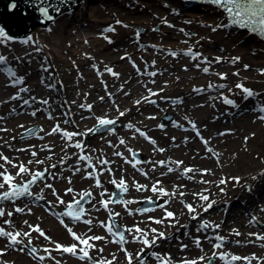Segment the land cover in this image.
<instances>
[{
	"label": "rangeland",
	"instance_id": "374dc122",
	"mask_svg": "<svg viewBox=\"0 0 264 264\" xmlns=\"http://www.w3.org/2000/svg\"><path fill=\"white\" fill-rule=\"evenodd\" d=\"M92 7L94 9H91ZM87 8L91 9L88 10L90 14L91 12L94 14L97 11H103V21L98 23L80 22L82 30L89 32L87 35H96L101 34L103 29L108 26H112L115 28L114 32L103 33L111 39V43L103 39V42L96 44V42L91 41L93 38H90L87 39L88 43L80 41L77 44L69 45L70 42L61 41L60 38L51 36V41L54 43L52 47L56 52L55 57L50 54L48 48L41 49V47L35 46L41 51L36 53L29 62L12 58L13 63L8 62L5 65H0V67H10L17 72L18 76L24 77L23 85L13 86L16 94L19 87L29 89L28 92L19 94L22 99L1 106L0 129L7 131H0V133L16 139V142H19V145L17 144L19 147L23 145L34 147L31 146L26 151L16 150L17 152L14 154L8 155L12 157L13 163L22 162L32 171L48 169L46 178L32 188L33 196L17 199L15 204L11 201L0 204L6 212L13 211L12 217L5 215V217L0 218V227L10 231H29L27 225L23 223L28 221L32 225L39 224L44 229L46 228L44 224L46 220H42V215H50L55 220V225L64 229L57 218L48 211L47 202L51 201L55 205L52 209L55 212L63 211L65 205H59L56 197L52 195V190L45 188L44 184H52L61 198L67 199V201H71L73 196L78 199L77 194L82 191H91V203L86 206L88 215L84 217V219L93 220L92 232L88 234L106 236L108 239L95 242L97 249L101 247L104 249L103 253L92 250L90 255L96 259L113 260L112 254L115 253L113 264H127L125 254L119 251L120 246L112 243L113 238L108 236L104 228L99 225V221H107L108 212L97 203L101 199L99 195L101 191L107 190L109 194L112 193L114 185L110 183V180L119 181L123 177L128 184V192L124 200L134 202L128 204L127 208L118 203L110 204L114 207L111 211L120 213V216L115 218L116 223L122 227H131L135 224L141 228L154 227L171 237L158 241V246L146 249V252L168 253L174 264H178L184 258L197 259L200 256H205L206 259L202 262L205 264L207 257L212 255V244L218 242L214 238L205 239V236L212 238L219 234L226 237V248L223 251L242 257H251L255 254L258 258H264V247L261 246L264 245V241L249 236V233L264 234V210H262L264 209V175H261V172L264 171V121L257 118L261 113L255 110L264 103V74L261 71L264 70V42L241 43L240 40H245L247 32L235 36L226 19V14L219 13L220 10L215 7H213L214 10H211L175 0H110ZM67 20L68 18L60 21L56 19L51 28L57 24L61 25ZM117 20L123 23L118 25L116 24ZM164 20L167 21V24L163 22ZM224 23H228V27H221L215 32L212 31V27ZM169 24L172 27H169ZM75 26L68 28V31L71 32L70 37L77 41V38L80 37H78L77 32L73 33L77 30ZM153 29L157 30L154 31ZM180 29L184 31L181 32ZM46 30L42 28V33L48 34ZM137 30L140 31L139 38L135 35ZM185 33L190 35H185ZM6 43L15 44L14 47L16 48V41L12 40ZM1 48H4L3 44H0V50ZM189 48L202 53L204 57H208L212 61L209 73L202 71V68L208 65L201 63L198 69L195 65L199 61L192 60L183 54ZM67 49L74 54L83 50L86 54L75 56L72 59L71 54L65 52ZM169 51H175L178 55L173 57ZM159 54L161 57L155 59L154 56ZM217 56L224 58L222 62L216 63L214 61L213 58ZM121 57L127 58L121 59ZM231 57H240V60L232 64L229 61ZM153 61H155L154 65ZM68 64H73V66L70 67ZM93 65L96 67L94 68ZM184 65L190 69L185 70ZM245 65L249 67L245 69ZM105 66L111 67L114 72L119 73V76L116 77L106 72ZM45 67L48 69L47 71L43 70ZM96 69H99L102 75H98ZM86 71L91 73V77L83 73ZM149 72L158 73L155 76H150L146 74ZM174 72L183 73L184 76L187 73L194 74L182 78L181 82L177 81L178 77L173 75ZM236 72L239 75H234ZM216 73L226 74V79H221ZM134 78L136 80L131 81ZM6 79L8 84H12L11 79L14 78L10 79L6 73L0 72V84ZM168 81H177V83H173L166 90L157 93V90L163 86L162 84ZM183 83H191L195 85V89H202V91L197 92L193 89L187 91L188 87H183ZM238 83H242L255 93H259V96H253L252 101L249 100L245 106L247 108L242 111V113L250 112L253 114L256 119L253 121L258 122L256 127L239 128L245 117L235 114L232 105L223 103L222 95L232 99L234 105L244 104L247 99L244 98V93L235 87ZM49 84L55 85V87L50 88L48 87ZM209 84L214 87L209 88ZM219 85H224V87H217ZM5 89L6 86L0 88L1 98L3 96L1 91L9 92ZM149 89L157 95H151ZM84 90L85 92H83ZM143 94L151 95L148 98L155 103L137 98ZM32 97L36 99L32 100ZM101 97L104 99L101 100ZM23 99H29L30 103L24 105ZM37 99H47L49 103L47 105L36 103ZM137 100L141 101L139 105L135 103ZM11 104H15L13 109L16 110V120L6 119L7 114H9L7 112L10 110L8 107ZM81 104L86 107L81 108ZM129 104L132 105L129 106ZM87 105L92 106L91 110L87 108ZM117 108L119 111H123L125 115L121 117ZM23 110L24 112L20 113ZM4 111L7 112L3 113ZM32 111H36V116L31 115ZM250 113L243 115H251ZM50 115L54 119H49ZM170 115H173L172 122H167L166 119ZM97 117L117 119L121 125L112 131L92 135L88 141L84 139V135L75 136L71 142H66L59 133L47 134L56 124L69 132L84 133L97 125ZM150 117H154V119ZM65 120L68 123H65ZM191 122L196 124L201 136L209 141L207 146L202 143L201 138L192 129ZM129 123L155 140V146L136 133L134 129L127 128L126 125ZM20 125L24 127L21 128ZM159 125H164V127L161 128ZM32 128H37L34 134L23 136L25 131ZM41 128L43 129L42 132L39 131ZM259 129L263 131L259 132ZM214 132H219V134L213 137ZM220 133L226 134L221 136ZM41 136L43 139L39 138ZM103 136H110V139L102 143L100 139ZM245 137L248 138L246 142ZM120 139L125 140L124 145L119 144ZM76 141L89 146L84 152L85 154L90 153L92 162L96 164L98 171L104 165L97 164V157H103L110 161V164L104 167H110L112 173L106 172V178L102 180V188L94 186V179L85 178L83 171L85 163L83 161L80 162L82 171L73 174V168L77 164V157L80 154L75 155V153L79 152L80 149L69 145ZM154 147L163 148L165 151H154ZM48 148L51 151L47 150ZM128 148L142 152L145 160L136 164L135 167L131 163H126V159H132V155L127 151ZM207 148H211L212 152H208ZM33 151L37 153L35 157L31 155ZM114 152L123 153V157L113 155ZM217 154H219L218 159ZM60 155L67 159V164L63 168L64 171H53L57 167H51L55 165L51 160ZM29 160H32L33 163L28 164ZM37 160L43 161V163L38 164L35 162ZM162 160L183 161V164L180 169H176L175 163H170L169 166L176 169L173 172H168L167 167L159 165L153 169V163ZM5 167L15 175L17 169L12 168L11 165H5ZM185 167H191L194 171L186 175L181 174ZM204 169L209 170V172L202 175L201 170ZM87 171L90 172L92 169L88 168ZM142 172H146L147 176L143 175ZM254 176L256 177L255 180L253 179ZM68 177H71V184L68 183ZM231 177H240V183L236 184L231 181ZM29 178L28 175L18 177L17 182L26 181ZM220 178H229L227 185L220 186L224 188V193H221L217 187ZM157 180L161 181L160 187L165 188L169 193L175 191L177 195L175 197H158V194H154L150 190L152 184ZM202 180L212 183H201ZM133 181L147 185L149 190L137 192L133 187ZM178 185H183V187L178 188ZM233 185L236 187L250 185L252 191L243 190L241 193L239 192L240 194L234 197L236 201L233 202L235 195L232 193ZM69 187L73 188L74 192L65 195V190ZM204 189H208L206 194L210 195L215 204L208 212L202 213L201 219L220 224V228L215 232L208 229L198 233L196 228L199 222L190 219L184 204L192 203L197 207V211L202 212L199 207L202 202L194 197L193 193L202 192ZM179 192H183L185 195L181 197ZM35 194L43 196L44 199L35 200ZM149 197L154 201H159V205L168 201L165 206L168 211L176 214L178 221V223L173 222L174 227H170L167 220L163 225H157L148 220L149 216L156 219L164 216V210L160 207L148 213L139 214L137 212L140 202ZM31 198L38 206V212L32 213L31 211L29 213V208L25 209L23 213L14 211L17 206L25 208L26 203ZM104 199H108V196L106 195ZM242 200L246 202L245 206L241 205ZM93 204H98L96 208L100 206L98 211L92 207ZM130 211L131 214H129ZM253 216L257 218L256 222H250ZM5 219H11L15 228L5 225L3 223ZM64 219L77 233L82 234L87 231L88 226L82 222L73 223L68 218ZM187 223L189 227L183 229L181 225ZM50 224L52 225V223ZM233 230L238 231L240 235H235ZM64 233L62 236L54 235L52 232L47 235L62 244L74 243L69 234ZM125 235L131 241V237L127 233ZM37 236V233L32 234V246L38 249L49 246V243L43 238L37 239ZM197 236L201 239L203 250L194 244V238ZM5 244V238H0V249H5ZM182 244H186L188 247L181 250ZM19 247L9 246L5 249L9 252L1 257L0 264L13 261L12 255L16 261L18 260L17 257H25L33 264H55L51 259H46L43 262L36 260L27 254L28 249L21 252L18 250ZM123 247L133 254V264H137L135 253L143 245L129 242ZM57 253L58 255L53 254V256L61 260L62 264H90L89 261H81L70 254ZM39 254L44 255L42 250L39 251ZM145 264H156V261L148 256ZM214 264H223V262L216 259ZM252 264H264V260H253Z\"/></svg>",
	"mask_w": 264,
	"mask_h": 264
},
{
	"label": "snow or ice",
	"instance_id": "6c2138e0",
	"mask_svg": "<svg viewBox=\"0 0 264 264\" xmlns=\"http://www.w3.org/2000/svg\"><path fill=\"white\" fill-rule=\"evenodd\" d=\"M66 0H60V3H65ZM208 2L211 5H214L218 9L222 10L224 14H226L228 18V22L231 25H236L239 26L240 28L248 29L254 34H258L260 37L264 38V0H208ZM39 12L41 13L42 17L47 20V21H53L55 17L50 14L49 9L51 8L53 11H55L57 14L60 13L61 9L59 6H55L53 4L48 3V0H39ZM16 7V4L13 2L9 5V9L12 10ZM165 24H167V21H163ZM123 22L117 20L116 24L121 25ZM124 27H128L127 25H123ZM169 27H172V25H168ZM211 27V26H209ZM221 27H228V23L224 24H218L215 27H212V31L215 32L217 31L218 28ZM156 31L157 29H153ZM48 31H51V28L48 29ZM115 28L112 26H108L107 28L103 29L101 35L102 37L107 40L109 43H111V39L108 36L103 35L104 32H114ZM181 32H183V29H180ZM136 37H140V31L137 30L135 33ZM185 35H190L188 33H185ZM15 38L10 36L2 27H0V44H4L8 41H12ZM33 41V37L29 36L26 39L22 40L21 43L23 44H28L29 42ZM87 43V41H85ZM184 43H187V41H184ZM143 47V45H141ZM37 52L41 51L40 48L35 49ZM169 54L172 55L173 57L177 56L178 53L175 51H169ZM184 55L189 56L192 60L199 61L195 66L199 69L201 66V63L208 65L202 68V71L204 73H209L210 71V65L212 61L208 59V57H204L202 53L195 52L193 51L192 48L187 49L183 53ZM127 57H121V59H125ZM18 59V58H17ZM216 63L222 62L224 59L223 57L217 56L213 58ZM240 60V57H231L229 58L230 63L235 64ZM8 63V57L0 54V65H5ZM153 65L155 64V61L152 62ZM133 66L135 67V64L133 62ZM95 68L96 66L93 65ZM245 69H247L249 66L245 65ZM44 71H47L48 69L45 67L43 68ZM98 75H102L100 73L99 69H96ZM106 72L109 74L118 77L119 73H116L113 71L111 67L105 66L104 69ZM185 70H187L185 68ZM139 71V70H138ZM262 74H264V70H261ZM0 72L6 73L7 76L11 79V83L13 86L16 85H23L24 84V77L23 76H18L17 72L14 71L10 67H3L0 68ZM147 75L150 76H155L157 75L156 72H149L146 73ZM221 79H226V74L223 73H216ZM234 75H239V73H234ZM43 83V81H41ZM48 87H55V85L49 84ZM209 88L214 87L212 84L208 85ZM217 87L223 88L224 85H219ZM236 88L240 89L242 93H244V98L248 99L253 96H259V93H255L252 89H249L245 87L242 83H238L235 85ZM194 91L200 92L202 89H193ZM29 89L27 87H19L18 92L16 95H13L11 97L12 100H18L22 99L21 96L19 95L20 93H25L28 92ZM149 92L151 95H157V93L151 92V89H149ZM222 100L223 103L227 105H234V101L227 96L222 95ZM32 100H35V97L31 98ZM101 100L104 99V97L100 98ZM145 101H148L150 103H155V101H150L149 98L146 96L143 98ZM23 104L28 105L30 103L29 99H23ZM39 103L47 105L49 101L47 99L39 101ZM137 105L141 103L140 100L135 101ZM81 108L86 107L84 104L80 105ZM87 108L91 110L92 106L87 105ZM261 115H259L257 118L260 119L261 121H264V103H262L257 109H255ZM13 111H15L13 109ZM117 111L119 109L117 108ZM32 116H36V111L31 112ZM119 115L122 117L125 115L123 111H119ZM51 115L49 116V119H52ZM154 119V117H150ZM2 119V118H0ZM97 126L98 127H104V126H109V125H115L116 120L114 119H108V118H102V117H97ZM65 123H68L67 120L64 121ZM21 128H23V125H20ZM127 128L129 129H134L136 133H138L140 136L144 137L146 140H149L150 143H152L154 146L156 144L155 140H152L150 137L147 136V134L142 131L139 128H135L134 125L131 123L126 125ZM159 127L163 128L164 125H159ZM191 127L195 131L196 135L201 138V141L203 144L206 146L209 144V141L207 139H204L199 130L197 129V126L194 122H191ZM95 128H90L87 131L88 132H93L95 131ZM0 131H6V129H0ZM29 133L34 134L33 129H28L27 130ZM39 131H43V129H39ZM59 133L61 137L66 141V142H71L73 140V137L75 136H82L84 133L80 132H69L66 130H63L59 124H56L54 127H52L51 131L47 133L48 135L56 134ZM226 133H220L221 136L225 135ZM254 135V134H253ZM40 139H43V137H39ZM174 139V138H173ZM247 137H245V142L247 141ZM120 145L125 144L124 139L119 140ZM69 146L75 147L77 149H81V153L77 157V164L73 168V174L75 175L78 172H81L82 169L80 167V162L83 161L85 163V167L83 171L85 172V178L88 179H94L95 180V187L96 188H102L103 185L101 184V181L99 179V176L103 173V171H108L110 174L112 173V169L110 167L107 168H101L100 172L97 173L96 169V164L92 162V157L90 155H86L83 152L84 145L76 141L74 144H70ZM34 147V146H32ZM47 147V146H45ZM115 147V146H113ZM47 150L51 151L50 148ZM208 152H212L211 148L206 149ZM18 151H26V149H18ZM127 151L132 155V159H126V163H131L133 167L136 166V164L141 163V161L135 159V152L133 149L128 148ZM154 151H159V152H164L165 149L163 148H155ZM31 155L35 157L37 153L35 151L31 152ZM113 155L116 156H121L123 157V153L121 152H114ZM219 154H217V159H218ZM0 161H3V163H0V202L3 201H11L13 204H15V201L17 199H20L25 196H33V192L31 191V187L35 185L38 181H43L45 179V173L48 172V169H44V171H32L30 168H28L24 163H13L9 157L3 155V153H0ZM38 164L43 163V161L37 160L35 161ZM96 162L99 165H104L107 166L110 164V161L107 159H104L103 157H97ZM33 161L29 160L28 164H32ZM65 163V159L61 158L60 164L63 165ZM170 163H175L176 169H180L181 165L183 164V161H155L153 163V169L157 165L161 167H167L168 172H173L176 169H173L172 167L169 166ZM5 165H11L12 168L17 169L15 172V175H13L11 172L8 171L7 167ZM52 168H55L56 165H52ZM88 168H91L92 171H87ZM194 171L193 168L191 167H185L182 169L181 174H188L192 173ZM209 170L204 169L201 170V174H207ZM143 175L147 176L146 172H142ZM25 175H28L30 178L27 179L26 181H21L17 182L18 177H23ZM161 175H164V173H161ZM261 175H264V171L261 172ZM55 178V177H53ZM191 178V177H190ZM68 183L71 184L72 180L71 177H68ZM231 181H234L236 184L240 183V177H231ZM253 179L255 180L256 177L254 176ZM110 183L113 184L118 190L119 193L124 194L128 192V184L125 181L123 177L117 181L116 179H111ZM201 183H212L211 181H201ZM229 183V178H220L219 182L217 184V187L220 189L221 193H224V188L220 187L221 185H227ZM161 181L157 180L155 183L152 184L151 186V191L154 194H158V197L162 198L165 196H171L175 197L177 193L175 191L169 193L165 188L160 187ZM45 188L51 189L52 190V195L56 197V200L59 205H65V208L63 211L60 212H55L52 211V209L55 207V205L52 204L51 201H48V211L50 214L55 216L60 223L61 226H63L71 239L74 241V243L71 244H62L56 240H53L49 235L46 234V232L40 227L39 224L37 225H32L28 221H24L23 223L27 225L29 231H21V230H7L4 227H0V238H5L6 244H5V249H7L9 246L16 247L20 246L18 248L19 251L24 252L25 249H28L29 255H31L34 259L39 260L41 262L45 261L46 259H51L55 262V264H62L61 260L57 259L55 256H53V252H60V253H67L70 254L76 258H78L81 261H89L90 264H113V260L115 259V253L112 254L113 260H106L103 258H93L90 255V252L92 250H96L99 253H103L104 249L101 248H96L95 242L97 241H105L108 239L106 236H101V235H89L88 233L92 232V225H93V220L92 219H84L86 215H88L87 210L85 209L82 201L85 200V198H91L92 197V192L91 191H82L78 193L77 195L79 198L77 199L76 196H73V199L71 201L66 202L61 196L56 192L55 188L53 187L52 184L45 183L44 184ZM133 187L137 192L140 191H145L149 190L147 185H142L139 184L136 181H133ZM178 188L183 187V185H178ZM246 190L251 192L252 188L250 185L245 186ZM74 189L69 187L65 190V195L69 193H73ZM208 192V189H204L202 192L198 193H193L194 197L198 198L199 201H201V205L199 206L202 209L201 211H197V207H195L192 203H185L184 208L187 210V213L190 216V219L198 221V226L196 228V232H205L208 229H212L214 232L220 228V224H216L214 222L208 221V220H202L201 216L202 213L208 212L213 205L215 204L214 200H211L210 195L206 194ZM100 197L101 199L97 202L104 210L108 212V219L107 221H99V225L104 228L108 236L112 237L113 239L111 240L112 243L117 244L119 247V251L123 252L125 254V258L127 260V264H133V254L129 253L127 248L123 247V245L132 242V243H140L143 245V247L135 253V260L137 264H145V261L147 260L148 256L152 257L155 261L156 264H174L172 257L168 253H158L156 251H151L148 252L147 255L145 254L146 249H152L156 246H158V241L160 240H166L169 237L165 234L164 231H160L157 228H141L139 227L138 224H135L131 227L128 226H120L116 223L115 218L117 216H120V213L118 212H113L109 209V205L113 203H118L123 205L125 208H127L128 204L133 203L134 201L131 200H124V199H116L117 193H111L109 194L107 190L101 191L100 192ZM108 196V199H104L105 196ZM179 195L183 197L185 194L183 192H179ZM44 199L43 196L40 195H35V200H42ZM149 203H155V201H152V199L146 198ZM91 203V200L88 201ZM168 203V201H165V204L158 205V207L162 208L164 210V216L156 219L154 217L149 216L148 220L151 221V223L157 224V225H163L165 221L167 220L169 222L170 227H174L175 224L173 223L174 221L178 223L176 219V214L172 211H168L167 207L165 206ZM93 208H96V204L92 205ZM98 211L99 208H96ZM154 209H139L138 211L140 212H148L152 211ZM264 210V209H262ZM14 211L16 213H23L25 211L24 207H15ZM29 213L31 212V209H28ZM131 214V211L129 212ZM12 217L13 216V211H5V209L0 206V218L5 217ZM64 218H68L73 223L76 222H82L83 224L87 225V231L80 234L77 233L76 231L73 230V227L69 226V223L65 222ZM257 218L255 216L252 217L250 222H256ZM3 223L5 225H8L10 228H15V225L13 224L11 219H5L3 220ZM182 227H187L186 225H181ZM234 231V234L239 236L240 233L238 231ZM37 233V239L38 238H43L45 241H48L50 245H53L54 247L49 248V247H43L42 249H38L33 245V239H32V234ZM125 233L128 234V236L131 237V241L126 237ZM187 234V233H186ZM249 236L255 237L256 240H261L264 241V234L261 233H249ZM215 239L218 241L217 243L212 244L213 252L210 257H207V262L208 264H214V261L216 259H219L220 261L223 262V264H235L237 261H244L246 264H252L253 260H264V258H258L253 254L251 257L248 256H239V255H234L230 254L226 251H223L222 249L224 248V244L226 242V237L221 236L219 234H216L214 237L210 238L205 236V239ZM26 241V242H25ZM201 239L199 236L194 238V244L196 247L201 248ZM239 243V241H237ZM264 247V245H261ZM188 246L186 244L181 245V250L186 249ZM5 249H0V256H3L5 254ZM44 253V255H40L39 251ZM201 250H203L201 248ZM220 250V251H217ZM206 257L205 256H200L197 259H187L184 258L181 261L178 262V264H202L203 261H205ZM6 264V262H5Z\"/></svg>",
	"mask_w": 264,
	"mask_h": 264
},
{
	"label": "bare ground",
	"instance_id": "6f19581e",
	"mask_svg": "<svg viewBox=\"0 0 264 264\" xmlns=\"http://www.w3.org/2000/svg\"><path fill=\"white\" fill-rule=\"evenodd\" d=\"M91 9H94L93 7ZM91 9H88L86 10L85 9H75V10H78L77 11V14H76V17L75 18H68V20L65 22H63V24L59 25L57 24L54 28H52L51 31H48V29L46 30L48 32V34H45V33H42V29H38L34 34L31 35V37H33V41L29 42L28 44H23L21 43L22 40L26 39H16V48L14 47L15 44L11 45V44H3L4 45V48H1L0 50V54H6L5 56L8 57V62L9 63H13V59L12 58H19V60H21L22 62L23 61H27L29 62L31 58H34V56L36 55V53H39L37 52L35 49L36 47L35 46H38V47H41V49H46L48 48L49 52L51 55H53V57L56 56V52L54 51L53 49V42L51 41L52 37L51 36H54V38H60L61 41L65 40L67 42H70L69 45H72V44H77L79 43L80 41H87V39H90V38H93L91 41L93 42H96L97 43H100V42H103V37L101 34H94V35H87L89 34V32H85L84 30H82L81 26H80V22H86V21H89V22H95V23H98V22H102V15H103V11H97L96 13L92 14L93 12H88V10H91ZM58 20V19H57ZM62 20V19H59V21ZM73 25H76L75 27L77 28V30H75L73 33L77 32L78 33V37H80L79 39L77 38V41L74 40V38L70 37V33L68 31V28L72 27ZM73 31V30H72ZM105 35V34H103ZM95 37V38H94ZM88 43V42H87ZM11 50H10V49ZM10 50V51H9ZM66 53H70L71 56H72V59H74L73 57L75 56H78V55H82V54H86L84 53L83 50H79L78 52H76L75 54L70 52V50H65ZM154 54V53H153ZM158 54V53H157ZM92 55V54H91ZM95 55V54H93ZM159 57H161V54L159 55H156L154 56L155 59H158ZM26 63V62H25ZM68 66L72 67L73 64H68ZM190 66V65H189ZM184 69L186 68L187 70L190 69V67L188 66H183ZM0 68H3L2 66ZM192 72V71H191ZM84 74L88 75L89 77H91V73L89 71H86V72H83ZM158 73V72H157ZM237 73V72H236ZM194 73H187L186 76H184V74L182 73H177V72H174V76L177 78L178 77V80L177 81H181L182 82V78H187L189 77L190 75H193ZM136 79H131V81H135ZM7 79L3 81V83L0 84V88H3L6 86V89L5 91L9 90V92H2V98L0 99V111H1V106L5 105V104H10L12 102H16V100H12L11 97L13 95H16V90L13 88V85L12 84H8L7 82ZM177 81L175 82H171V81H168L167 83L165 84H162L163 86H161L160 90H157V93H159L160 91H164L166 90L169 86H171L173 83H177ZM139 84V82L137 83V85ZM11 85V86H10ZM144 85V84H143ZM183 87H188V90L187 91H190L192 89H194L195 85H192L191 83H183L182 84ZM11 88H13V90L11 91ZM12 92V93H11ZM85 92V90L83 91ZM11 93V95H10ZM8 95V96H7ZM150 97L151 95L147 94V95H140L138 96L137 98H144V97ZM136 99V98H135ZM253 97L251 98H248L247 100L244 101V104H236V105H232L231 107L233 108V112H235V114H239L238 116H244L245 117V120H242V122L240 123V126L239 128L241 127V129H245V128H248V127H256L258 122L257 121H253L256 120L255 117H253V114L250 113V112H245V113H242L243 110H245L247 107L246 104H248L249 100L252 101ZM39 101H41V99H37L36 100V103H38ZM15 104H11L8 108L11 110L13 109V106ZM132 104H129V106H131ZM245 107V108H243ZM9 110V111H10ZM7 112V111H4L3 113H9L7 114L6 116V119H15L16 120V110L15 111H11V112ZM23 111H21L20 113H23ZM241 113V114H240ZM246 113H250L251 115H243V114H246ZM248 116H251V117H248ZM54 119V117L52 118ZM58 120V119H57ZM253 121V122H252ZM7 131V130H6ZM256 131V129H255ZM263 130L262 129H259V132H262ZM219 132H214L212 134L213 137H215V135H218ZM11 136H4L3 134L0 133V153H3V155L9 157V159H11L12 157H10V155L8 154H11L14 152H17L16 150L18 149H26L28 150L29 145H23V146H17V144L19 142H16V139L14 138H10ZM110 136H103L101 137V142L102 143H105L107 142L110 138ZM7 140V141H5ZM19 145V144H18ZM89 148V146L87 145H84V149H83V152ZM205 151V150H204ZM81 152V149L79 150V152H76V154L80 153ZM87 155H90V153H88ZM91 156V155H90ZM61 158H65L64 156L60 155L58 156L56 159H52L51 162L52 163H55L57 169H53V171H64V166L67 164V159H65V163L63 165L60 164V160ZM102 168H106L104 166H102ZM98 173L100 171H97ZM107 171H103V173L99 176V179L101 181V184L103 185L102 183V180H104L106 178V173ZM94 184V183H93ZM235 184V183H234ZM243 186V185H242ZM243 190H246V187L245 185L243 187H236V185H233L232 186V193L235 194L233 196V202L234 200L236 201V199L234 198L236 195L240 194L241 191ZM237 192V194H236ZM240 192V193H239ZM36 195V194H35ZM264 195V194H263ZM23 201V200H22ZM66 202L67 199L65 200ZM27 205L25 206V209H28L30 208L32 213H36L39 211V208L38 206L35 204V202L33 201V198L29 199V201L26 203ZM113 205V204H112ZM241 205H242V202H241ZM98 206V204L96 205V207ZM100 208V206L98 207ZM109 209L110 210H113L114 207L110 206L109 205ZM218 213V212H217ZM42 220H46L44 223L45 224V227L43 230L46 232V234H48L49 232H52L54 235H57V236H62L64 235L67 231L66 229H61L60 227H58L57 225H55V220L50 216H43L42 215ZM52 223V225L50 224ZM48 243V241H46ZM226 244H224V248L222 250H224L226 248L225 246ZM46 247H49V248H52L54 247L53 245H50L49 246H46ZM43 248V247H42ZM217 251H220V250H217ZM8 250H5V255L8 254ZM211 252H213V248L211 249ZM53 254L56 256L58 255L57 252H53ZM66 253H64L65 255ZM1 257L0 256V260H1ZM11 259H14L13 261H10V262H7L6 264H33L32 261L26 259L25 257H17V261L15 260V257L14 255L11 256ZM52 262H54L53 260H51ZM68 261V259H67ZM65 263V261H63ZM245 263L244 261H237L235 262V264H243Z\"/></svg>",
	"mask_w": 264,
	"mask_h": 264
},
{
	"label": "water",
	"instance_id": "95a60500",
	"mask_svg": "<svg viewBox=\"0 0 264 264\" xmlns=\"http://www.w3.org/2000/svg\"><path fill=\"white\" fill-rule=\"evenodd\" d=\"M82 0H66L65 3H60V0H48V3L53 4L55 6H59L61 11L59 14H57L55 11H53L51 8L49 9V12L51 15L55 17V19L67 12L68 10L74 8L78 4H80ZM110 0H85L82 2L77 9H83L90 6H94L100 3H104ZM207 9L214 10L211 5H207L205 3L200 2H206L209 3L208 0H192L196 2H185L183 0H175ZM198 1V2H197ZM15 3L16 7L12 10L9 9V5L11 3ZM39 0H0V24L2 28L10 35L18 38H24L32 34L37 28L39 27H46L53 21H47L45 20L41 13L39 12ZM222 11L220 10L219 13ZM76 10L69 12L67 15H63L59 17L58 19H65V18H75L76 17ZM230 28L232 29L235 36L243 33L244 31L239 30L236 26H233L229 23ZM51 28V25L46 28ZM244 29V28H243ZM52 30V28H51ZM248 30V29H244ZM250 31V30H248ZM251 32V31H250ZM252 33V32H251ZM258 35V34H256ZM259 36V35H258ZM260 37V36H259ZM263 41L264 38L260 37ZM260 40L257 36H252L251 34L247 33L245 40H240L241 43H263V41ZM172 119V116L170 117ZM117 125V122L115 125H109L105 127H96L95 133L99 132H105L108 129H111ZM88 135V134H87ZM137 156L141 159L140 154H137ZM119 193V192H118ZM117 193V194H118ZM119 197L121 198V194H119ZM88 198H85L84 201H82L83 205L87 203ZM150 207L142 206L141 209H149Z\"/></svg>",
	"mask_w": 264,
	"mask_h": 264
}]
</instances>
